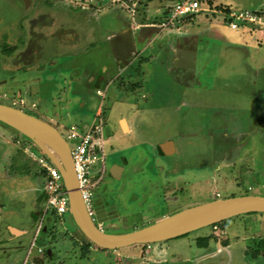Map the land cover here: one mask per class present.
Here are the masks:
<instances>
[{
  "label": "rangeland",
  "instance_id": "1",
  "mask_svg": "<svg viewBox=\"0 0 264 264\" xmlns=\"http://www.w3.org/2000/svg\"><path fill=\"white\" fill-rule=\"evenodd\" d=\"M174 1L0 0V102L50 119L62 134L59 124L90 122L102 102L107 173L92 214L109 232L213 198L264 196V32L243 23L231 29L228 18L230 10L264 11V0H200L201 12L162 29ZM43 70L52 80L38 93ZM96 73L105 77L103 100ZM19 94L27 107L13 103ZM22 138L0 125V264H22L32 241L28 264H264L260 254L252 258L263 250L260 212L152 243L149 251L85 247L70 213L52 209L35 234L45 172ZM166 141L171 155L158 151ZM112 165L122 169L117 179ZM21 228L27 233L11 240ZM206 236L199 247L197 238Z\"/></svg>",
  "mask_w": 264,
  "mask_h": 264
},
{
  "label": "water",
  "instance_id": "2",
  "mask_svg": "<svg viewBox=\"0 0 264 264\" xmlns=\"http://www.w3.org/2000/svg\"><path fill=\"white\" fill-rule=\"evenodd\" d=\"M0 123L30 140L59 170L67 193L71 219L82 236L101 249L116 250L132 245L163 242L242 214L264 213V196L238 195L184 208L129 232L103 231L86 209L78 189L69 146L55 126L1 102ZM158 151L163 155L173 154L172 142L160 143ZM121 170L120 166L112 165L109 173L117 179Z\"/></svg>",
  "mask_w": 264,
  "mask_h": 264
},
{
  "label": "built area",
  "instance_id": "3",
  "mask_svg": "<svg viewBox=\"0 0 264 264\" xmlns=\"http://www.w3.org/2000/svg\"><path fill=\"white\" fill-rule=\"evenodd\" d=\"M128 1L131 2V0ZM201 11L202 8L200 0H175L167 11L168 14L166 20L161 21L160 26L162 29H178L179 24L183 22L185 17L197 14ZM228 18L230 19L229 27L231 29H237L239 25L243 23L249 25L250 28L251 26L256 27L258 31L264 32V11L262 10H251L247 8L230 10ZM96 93L103 100L104 91L98 89L96 90ZM13 103H18L20 106H24L23 101L20 99L18 101H13ZM101 103L102 102H100L99 108L97 109L91 122L79 125L59 124V127L63 129V134L60 133L58 128L55 126L69 146L73 169L78 183V189L90 216L93 215L92 197L95 187L103 179L105 174V121L100 110ZM24 151L27 152L29 156L37 159L39 166L42 168L39 172H45V179L43 183L45 204L38 216L39 222L35 232L36 234L40 230L39 228L46 218L47 210L52 209L59 217H62L69 212L68 198L60 172L49 161V159H47L40 151L37 152L38 156H36L34 154V150L29 149L27 145L24 146ZM216 196L218 197V194H216ZM213 225V229H216L217 226L215 224ZM33 247L34 242L32 241L28 253ZM145 247H147L146 251H149L151 244H145ZM24 264H28L26 260L24 261Z\"/></svg>",
  "mask_w": 264,
  "mask_h": 264
},
{
  "label": "crops",
  "instance_id": "4",
  "mask_svg": "<svg viewBox=\"0 0 264 264\" xmlns=\"http://www.w3.org/2000/svg\"><path fill=\"white\" fill-rule=\"evenodd\" d=\"M29 2H31V0H29ZM131 2H132V0H131ZM78 5H80L79 4V2H78ZM257 10V9H256ZM35 18V17H34ZM34 18H33V20H34ZM86 25V24H85ZM147 26V25H146ZM148 27V26H147ZM129 29H132L131 27H129ZM125 30V29H124ZM85 31H86V28H84L83 29V33H85ZM249 31H251L252 32V30L251 29H249ZM125 32V31H124ZM126 33V32H125ZM86 34V33H85ZM122 35H124V33H122ZM126 35V34H125ZM106 40H107V46L108 45H110V35L109 36H107L106 38H105ZM99 41V44L100 45H103V43H104V41L102 40V38H100V40H98ZM98 41L97 42H89L90 43V45H93L94 47L97 45V43H98ZM130 47H131V43L130 44H128ZM93 48V47H92ZM11 50H13V49H11ZM50 69V68H49ZM53 69V68H52ZM62 73L63 72H59V73H56L57 74V76H59V77H61L64 81H66V78H64L63 77V75H62ZM39 74H40V78H38L39 80L38 81H40L39 82V85L35 88V90H36V92H40V93H43L44 92V90L46 89V88H44V87H42L41 86V83H43V82H48V81H51L52 80V75H50V74H48V71L47 70H43V71H41V72H39ZM55 74V75H56ZM42 76H43V80H42ZM104 76H102V77H100V74H98V73H96L95 75H94V86H95V91L96 90H98V89H100V90H102L101 89V87L104 85ZM101 84H103V85H101ZM35 90L33 91V93L35 92ZM19 93L22 95V91L21 90H19ZM19 94V95H20ZM97 94V93H96ZM21 95L19 96V99L20 100H22L23 101V103H24V107H27V104H26V101L23 99V97L21 98ZM81 96V95H80ZM99 96V95H98ZM104 97H105V91H104ZM103 97V98H104ZM100 104V103H99ZM35 105L32 103L31 104V107H34ZM99 108V105L95 108V111H94V115H95V113H96V111H97V109ZM21 109V108H20ZM22 110V109H21ZM94 115H93V118H94ZM93 120V119H92ZM91 120V121H92ZM90 121V122H91ZM47 122H52L50 119L47 121ZM54 123V122H53ZM84 123H89V122H83L82 124H84ZM52 124V123H51ZM55 124V123H54ZM61 125H64V124H61ZM55 126V125H54ZM213 199H216V198H213ZM22 230H24L23 228H21V229H19V231H21V233L19 234V235H14V237H20V236H22V234H25V232L24 231H22ZM39 232H40V230H39ZM27 233V232H26ZM33 248H31L30 249V251L32 250ZM161 249H164L163 247L161 248ZM147 253V252H146ZM185 259V258H184ZM156 260V259H155ZM157 260H159V259H157ZM162 261L164 260V258L163 259H161ZM161 260H159V261H161Z\"/></svg>",
  "mask_w": 264,
  "mask_h": 264
},
{
  "label": "trees",
  "instance_id": "5",
  "mask_svg": "<svg viewBox=\"0 0 264 264\" xmlns=\"http://www.w3.org/2000/svg\"><path fill=\"white\" fill-rule=\"evenodd\" d=\"M0 125L1 126H3V127H8L9 128V126H7V125H5V124H2V123H0ZM11 129V128H10ZM13 130V129H12ZM17 132V131H16ZM23 138V140H25L24 142H23V144H21V146L22 147H24V146H26V143L28 144V145H30V146H33V144H32V142L30 141V140H28L26 137H24L23 135H21ZM161 153V152H160ZM40 196H41V198H44V196H43V194L41 193L40 194ZM234 195H232L231 197H233ZM249 214H252V213H249ZM259 214V213H258ZM69 217H70V220L73 222V220L71 219V216L69 215ZM225 221V220H224ZM221 222H223V221H221ZM74 223V222H73ZM220 223V222H219ZM45 224H48V217L46 218V220H45ZM217 224V223H216ZM215 224V225H216ZM74 226H75V224H74ZM75 228L77 229V227L75 226ZM78 230V229H77ZM106 231V230H105ZM78 232L80 233V231L78 230ZM106 232H109V229L106 231ZM81 234V233H80ZM185 235H187V234H185ZM84 238V237H83ZM85 239V238H84ZM207 241H208V238H207V236L206 237H199V238H197V240H196V244L199 246V247H206L207 246ZM261 242H263V240H260V241H258L257 242V244H260ZM85 243V247L86 246H93V247H97V246H95V245H93L91 242H89L88 240H86V242H84ZM262 245V247H263V250H261V251H258L257 249L255 250V251H253L252 252V258H257L258 256H259V254L261 255V256H263L264 257V242L261 244ZM142 246H144L145 247V244H143ZM98 249H101V248H99V247H97ZM104 250V249H103Z\"/></svg>",
  "mask_w": 264,
  "mask_h": 264
},
{
  "label": "flooded vegetation",
  "instance_id": "6",
  "mask_svg": "<svg viewBox=\"0 0 264 264\" xmlns=\"http://www.w3.org/2000/svg\"><path fill=\"white\" fill-rule=\"evenodd\" d=\"M159 153H160V152H159ZM160 154H161V153H160ZM105 173H107V169H106V168H105ZM39 214H40V211H38V212L36 213L35 216L38 217ZM1 215H2V214L0 213V224L2 223V217H1ZM35 216H34V217H35ZM92 216H94V215H92ZM48 219H49V218H48ZM94 222H95V220H94ZM4 225H5V224H4ZM4 225H3V226H4ZM96 225H98L103 231H105V229H103V227L101 226V224H100L99 221H97ZM110 226H111L110 223H106V224H104V227H107V228H108V227H110ZM4 227H5V226H4ZM22 231H24L25 234H26V232H27L26 229H24V230H22ZM4 232H6V231L4 230ZM9 237H10V236H9ZM18 238H19V237H10L11 240L18 239ZM30 252H31V251H30ZM30 252H29V253H30ZM29 253H28V254H29ZM28 254L26 255V258L24 259V261L26 260V262H27V260H28V259H27V258H28ZM31 254H32V252H31ZM31 254H30V256H31ZM36 256H37V255H36ZM34 258L36 259V257H34ZM22 264H24V262H23Z\"/></svg>",
  "mask_w": 264,
  "mask_h": 264
},
{
  "label": "bare ground",
  "instance_id": "7",
  "mask_svg": "<svg viewBox=\"0 0 264 264\" xmlns=\"http://www.w3.org/2000/svg\"><path fill=\"white\" fill-rule=\"evenodd\" d=\"M123 123V122H122Z\"/></svg>",
  "mask_w": 264,
  "mask_h": 264
}]
</instances>
